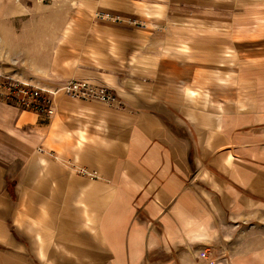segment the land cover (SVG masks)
I'll return each instance as SVG.
<instances>
[{"label": "crops", "instance_id": "0c3cea01", "mask_svg": "<svg viewBox=\"0 0 264 264\" xmlns=\"http://www.w3.org/2000/svg\"><path fill=\"white\" fill-rule=\"evenodd\" d=\"M69 2L0 0V64L122 104L60 95L43 115L0 100V264H264V23L218 79L210 44L186 54L154 45L161 21L90 17H142L137 0Z\"/></svg>", "mask_w": 264, "mask_h": 264}, {"label": "rangeland", "instance_id": "374dc122", "mask_svg": "<svg viewBox=\"0 0 264 264\" xmlns=\"http://www.w3.org/2000/svg\"><path fill=\"white\" fill-rule=\"evenodd\" d=\"M61 1H70V8H78L73 0ZM137 1L143 11L142 17L124 15L118 10L100 5L90 8V17L99 22L106 20L118 24L126 22L128 26L138 28L144 27L142 19L161 21L163 24L160 26L168 31V41L166 43L157 41L154 45L165 46L170 50L176 49L186 54L191 53L192 41L198 40L201 46L210 44L216 50L218 79L221 76L224 78L225 74L230 75L232 69L236 68L237 55L242 44L246 46L247 42H252L250 37H246V32L264 23V0ZM135 2L136 0H126L128 5ZM55 16V10L46 15L42 11H37L27 14L25 19H54ZM0 61L3 63L1 59ZM6 64L7 62L4 65Z\"/></svg>", "mask_w": 264, "mask_h": 264}, {"label": "built area", "instance_id": "2783aa9c", "mask_svg": "<svg viewBox=\"0 0 264 264\" xmlns=\"http://www.w3.org/2000/svg\"><path fill=\"white\" fill-rule=\"evenodd\" d=\"M41 1L51 3L56 0ZM60 95L101 101L111 106L122 104L116 91L105 85L88 80L70 79L53 87L39 86L7 73L0 64V100L21 109L50 115L54 112L56 98Z\"/></svg>", "mask_w": 264, "mask_h": 264}]
</instances>
